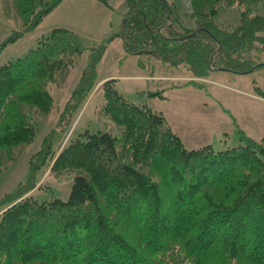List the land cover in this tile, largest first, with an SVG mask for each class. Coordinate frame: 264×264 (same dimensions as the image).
<instances>
[{"label": "trees", "instance_id": "obj_1", "mask_svg": "<svg viewBox=\"0 0 264 264\" xmlns=\"http://www.w3.org/2000/svg\"><path fill=\"white\" fill-rule=\"evenodd\" d=\"M62 2L14 0L23 29L0 54ZM126 2L121 30L91 48L24 182L0 198V264H264V137L256 141L238 127L236 147L188 149L162 113L127 99L114 78L101 87L102 110L121 134L86 130L64 146L52 171H75L67 200L27 196L55 156L57 134L72 126L101 82L98 67L115 38L142 65L151 57L194 77L264 67L253 56L264 53V0H191L194 27L183 20L182 0ZM235 6L240 21L220 26V8ZM82 53L81 36L58 27L0 66V175L3 156L33 144L38 114L54 109L48 84ZM161 92L150 95L164 97Z\"/></svg>", "mask_w": 264, "mask_h": 264}, {"label": "rangeland", "instance_id": "obj_2", "mask_svg": "<svg viewBox=\"0 0 264 264\" xmlns=\"http://www.w3.org/2000/svg\"><path fill=\"white\" fill-rule=\"evenodd\" d=\"M13 1L0 0V46L14 32L23 29V20ZM182 4L185 24L194 27L191 0H182ZM127 10L126 0H63L33 31L3 49L0 66L28 53L54 28L64 27L81 36L83 53L73 67L59 73L56 83L48 84L55 106L48 115L38 114V132L34 143L13 150L12 158L3 156L0 198L15 191L24 182L31 156L56 126L60 112L83 69L89 64L91 48L121 30ZM216 21L222 27L235 25L240 21V9L236 6L221 7ZM253 56L255 60H264V53L254 52ZM150 58L145 57V64L142 65L140 57L128 55L122 40L115 38L98 67V80L115 77L118 89L127 99L136 104H147L153 111L162 113L188 149L209 144L216 151L236 147L240 144L236 133L238 127L256 141L264 137V67L246 74L217 70L202 78L191 76L185 70L173 72L161 61ZM104 82L101 81L90 93L83 107L74 115L72 126L66 132L57 134L55 156L39 173L37 186L27 196L33 195L37 200L55 197L67 200L75 171H52L53 162L64 146L73 136L86 130L121 134V127L102 110L104 94L101 87ZM169 86L175 88L169 90ZM161 91L164 97L150 95Z\"/></svg>", "mask_w": 264, "mask_h": 264}, {"label": "crops", "instance_id": "obj_3", "mask_svg": "<svg viewBox=\"0 0 264 264\" xmlns=\"http://www.w3.org/2000/svg\"><path fill=\"white\" fill-rule=\"evenodd\" d=\"M218 71H221V70H218ZM215 72V71H214ZM112 76H108V77H105L104 79H102L101 81L103 82V81H106V80H109V79H113V77L111 78ZM115 78V77H114ZM116 79V78H115ZM117 81V80H116ZM170 88H169V90H173L175 87H172V86H169ZM165 89H168V87L167 88H165Z\"/></svg>", "mask_w": 264, "mask_h": 264}, {"label": "water", "instance_id": "obj_4", "mask_svg": "<svg viewBox=\"0 0 264 264\" xmlns=\"http://www.w3.org/2000/svg\"><path fill=\"white\" fill-rule=\"evenodd\" d=\"M221 71H223V69H221Z\"/></svg>", "mask_w": 264, "mask_h": 264}]
</instances>
